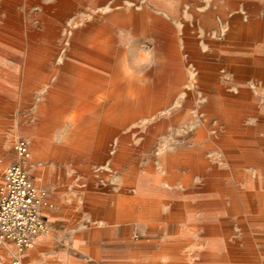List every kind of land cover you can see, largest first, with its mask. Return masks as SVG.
<instances>
[{
  "label": "rangeland",
  "instance_id": "374dc122",
  "mask_svg": "<svg viewBox=\"0 0 264 264\" xmlns=\"http://www.w3.org/2000/svg\"><path fill=\"white\" fill-rule=\"evenodd\" d=\"M52 1L55 0H0V35L9 40L12 37L11 33L14 34L15 40L8 43L12 52L18 56L17 58L10 53L12 56L0 59V79L6 88V92L0 91V113L3 115L0 114V180L3 168L15 159L13 149L15 139L20 136L26 137L31 149L28 168L33 182L38 188L49 192L51 197L60 191V194L64 196L63 201L67 210H71L69 189L66 188L68 191L55 189L58 184L70 183V157L63 161V167L54 158L36 157L32 151L33 136L27 135L26 131L30 128L29 122L32 127L41 126L42 121L38 120V103L42 95L48 94L46 91L54 89L47 87V84L53 83L57 78L59 70L56 69V65L63 62L61 65L63 69L74 68L68 67L67 63L71 62L69 52L73 48L71 45L73 30L82 28L87 22L100 19L107 12L117 13L124 7H132L131 20L127 22L121 20L117 26L112 28L110 34V46L106 49L109 53L106 57L110 58L111 75L114 73L113 68L119 70L118 62L124 51L121 46L122 30L127 33L135 30L142 35L138 42L153 48L158 57L157 67L147 74L150 83L159 82L160 85L165 86L153 88V90L158 89L160 98L155 100L156 104H152V108L142 107L138 112L132 109V116L126 123H122L118 118L119 114H123V111H119V107L121 109L124 102L132 97L127 96L124 102L112 101L108 117L110 124L112 127L121 126L128 129L129 134L126 137L129 145L141 143L143 146H148L146 151H142V156L135 158V163L137 166L152 168L154 173L159 165L169 166L179 161L183 155L180 152L179 155L171 153L173 155L168 163L163 164L156 158L159 148H184L186 154L191 155L192 152L197 151L193 150V147L198 146L203 160L197 162L192 159L190 162L192 171L198 163L203 164L205 178L202 183L200 179L203 177L199 171L191 175V179L186 182L191 195L189 199L178 196L179 191L176 189L178 181L169 184L170 187H174V197H169L167 206L184 212L189 211L192 213L191 218L186 214L176 216V221L172 225L175 228L167 232L132 231L130 236L134 239L146 234L153 236L152 238L165 234L170 241L163 243L160 248L147 249L129 246L127 248L129 257L125 264H264V235H262L264 234V187H249L243 177L246 171H252L251 176L256 174L264 176V109H261L264 105V26H262L264 25V18H262L264 17V0H144L143 3L139 2L142 0H131L129 6L124 4L130 0L75 1V5L61 19L51 20L53 25L59 26L55 48H51L50 43L42 44L39 40H30L28 37L30 32L28 28L34 25V19L41 16V6L50 4ZM104 3L111 4L103 5ZM141 9H144V17L141 13L137 15ZM11 11H15L14 21L19 28L5 24ZM162 15L171 18L178 17L179 22L174 23L173 28L168 27L170 24ZM148 16L159 24V38H150L152 24L147 23L150 21ZM25 20L31 21L29 25ZM147 24H150V28ZM36 29L42 31L43 27L37 25ZM248 29L252 30L248 31ZM92 31L84 36L93 35ZM115 35L117 38H114ZM186 38L199 39L197 43L204 60L205 52L216 48L214 60L220 73L219 80L227 85L222 92L219 89L218 95L220 96H217L215 101L210 100L211 97L208 95H204L205 88L186 87L185 85L192 84V82L198 84L193 62L196 44L186 43ZM210 39L217 41L216 47ZM29 47L45 48L43 52L48 53H46L47 59L36 72L38 77L28 81L26 85L24 54ZM104 58L105 56L89 61L102 62ZM234 59H237L236 62L233 61ZM233 62L237 69H231L230 64ZM180 66L188 70L187 75L191 73V80L185 77V73L175 70ZM231 72L238 74L237 94H235L234 81H231ZM152 74L159 75V80L151 76ZM174 74L181 76L179 77L181 80L177 81L182 84V87L172 85V83H178L172 78ZM168 75H171V79H168ZM194 75L195 78L192 77ZM167 84L170 85L167 86ZM189 89H194L195 93L188 97L186 103L167 100H174L177 95L186 93ZM227 91H233V94H228ZM135 105L136 103H133V106ZM168 110L171 111V115H181L171 121L168 127L153 139H147L146 132L143 131L147 124L158 119L157 114ZM72 122V119L66 117L54 124L58 127L52 132V141L55 144L61 145L65 137L64 132L68 131L67 128L72 125ZM96 122H99L98 118ZM115 137L118 136H111V148ZM128 148V151L133 150L131 146ZM126 166L123 173L126 178L150 175L147 172L140 173L133 162L127 161ZM34 169L38 170L39 175L33 174ZM46 173L50 178H45V182L40 186L36 178H42L46 176ZM151 175L155 177V182H159V175ZM163 180L164 175H162ZM144 189L141 188L136 195L126 197L128 212L136 204L141 208L148 206ZM47 200L49 204L43 206L42 215L49 229L37 236L39 238L53 233L50 229L51 223L72 221L69 214L53 215L52 211L54 212L60 205L54 200L51 201L48 193ZM159 204H161L160 200H154L152 206ZM76 208L75 206V211ZM190 208H194L195 211H191ZM201 212H209L210 216L201 217ZM36 242L35 240L26 251H34ZM13 248L16 251V257L18 250L14 245ZM13 257L4 254L0 259V264H11ZM33 257L31 263L28 264H40L38 258ZM247 259L249 261L245 262ZM46 262L48 263L49 260L45 259L44 263ZM25 263L26 261L21 258L20 264Z\"/></svg>",
  "mask_w": 264,
  "mask_h": 264
},
{
  "label": "crops",
  "instance_id": "0c3cea01",
  "mask_svg": "<svg viewBox=\"0 0 264 264\" xmlns=\"http://www.w3.org/2000/svg\"><path fill=\"white\" fill-rule=\"evenodd\" d=\"M139 2L143 3L144 0ZM108 4L104 3L103 5ZM129 4H131V0L124 5L129 6ZM162 16L170 24L168 27L173 28L179 22L178 17ZM148 17H150V21L147 23L152 24L150 38H159V30L154 29V21L151 16ZM129 32L138 39L142 37L138 31L131 30ZM86 37L89 38L91 35ZM114 38H117L116 35ZM197 41H199L197 38L191 40L186 38V43L196 44V51L193 52V62L198 84L192 82V84L185 85L186 87L205 88L204 95H208L211 97L210 100L215 101L216 97L220 96L218 95L219 89L222 92L227 84L221 83L219 80L220 73L214 60L216 48L210 52H205L206 57L204 60ZM210 41L216 47L217 41L213 39H210ZM108 53H105L102 62H87L83 57L84 49H80L78 46L71 48L69 60L72 62L74 69L71 72L63 69L61 67L63 62L57 64L58 66L56 65V69L59 70L57 78L53 83L47 84V87H53L54 89L49 92L46 91L48 94L42 95L40 103H38V117L40 118L38 120L42 121L41 126L32 127L31 122H29L30 128L26 131L27 135L33 136L32 151L36 157L54 158L56 162L61 163V167L64 165L63 161L70 157V183L67 185L58 184L55 189L63 191H68L66 188L69 189L71 193L70 201L72 202L71 210H67L63 201L64 196L60 194V191L54 193L52 197L49 192H46L51 201L54 200L60 205L54 212L52 211V214H69L72 221L53 222L50 224L53 233L47 234L43 238L37 237L49 229L46 223L47 229L34 238V241H37L34 245V251H26L33 245V241L32 245L25 250L20 251L16 248L18 250V256L16 257L14 244L11 241L0 242V259L3 258L4 254H7L14 256V259H18L19 264L21 258L26 261L25 264L31 263L33 256L38 258L40 264H125L129 246L149 249L150 247H160L163 243L170 241L169 238L165 237V234L156 238L146 234L134 239L130 236L132 231L156 230L167 232L175 228L172 225L176 221V216L180 217L186 214L188 217L191 214L189 211L184 212L167 206L169 197L174 195V187H170L169 184L178 181V188H176L179 191L178 196L189 199L191 195L186 182L191 179L194 172L199 171L203 177L200 181L203 183L205 167L202 163H198L192 171L191 162L185 155L186 150L176 147L159 148L157 156L165 150L173 154L179 152H184V154L176 163L169 166L161 164L163 167L159 165L155 173L150 167L136 165L135 158L142 156V151H146L148 146H143L141 143L129 145L126 137L129 134L128 129L121 126L112 127L110 124L108 119L111 111L110 104L112 101L124 102L127 99L128 85L122 82L118 69L113 68L114 73L111 75L110 58L106 57ZM236 60L233 61L236 62ZM234 62L230 64L231 69H237ZM175 70L185 73V77L191 80V73L189 72L187 75L188 70L184 67L180 66ZM80 72L84 73L82 77L79 75ZM231 75V81H234V89H236L235 94H237L239 88L238 74L231 72ZM68 76H71V78H68ZM151 76L159 80V75L152 74ZM179 77L181 76L176 74L172 76L176 81L181 80ZM192 77L195 78V75ZM168 79H171V75H168ZM147 85L152 88L165 86L164 84L160 85L159 82H149ZM169 85L167 84V86ZM172 85L182 87L180 82L177 84L172 83ZM194 89H189L186 93L177 95L174 100H167L186 103L188 97L194 95ZM0 91L2 93L6 92L1 79ZM133 91L129 96L135 102L140 101L143 94L139 87H134ZM227 93L233 94V91H227ZM11 94L14 95V93ZM159 95L158 89H152L148 96H151L150 100L153 101L160 98ZM49 106L53 107L54 118L49 125L43 127L42 124L48 123L45 120L47 118L46 108ZM73 115L93 121L95 126H79L74 121ZM66 117L72 119L73 122L67 128L68 131L64 132L65 137L61 145H57L52 141V132L58 128L54 124L59 119ZM97 118L99 122H96ZM112 135L118 137H115L111 148ZM128 146L133 147V150L128 151ZM127 161L133 162L140 173L147 172L150 175L140 178H126L123 173L127 168ZM33 174L35 176L39 175L38 170L34 169ZM151 174L159 175V182H155V177ZM162 175H164L163 181ZM45 178H50L48 173L42 178H36V182L42 186ZM141 188H145L144 193L148 206L141 208L136 204L128 212L126 197L138 194ZM154 200H160L161 204L152 206ZM75 206L77 207L76 211L74 210ZM187 220L189 221V218ZM4 248L7 250L6 252ZM37 251L38 253H35ZM45 259L49 262L44 263Z\"/></svg>",
  "mask_w": 264,
  "mask_h": 264
},
{
  "label": "bare ground",
  "instance_id": "6f19581e",
  "mask_svg": "<svg viewBox=\"0 0 264 264\" xmlns=\"http://www.w3.org/2000/svg\"><path fill=\"white\" fill-rule=\"evenodd\" d=\"M75 1H84V0H55L54 2L52 1V3L50 4H46V5H42L41 6V16L39 18L34 19L33 22L34 25L30 26L28 29L30 30L28 37L30 40H39L40 43H50L52 44L51 48H55V39L58 37V25H53L52 21L53 19H61V17H63V15H65L74 5H75ZM117 1V0H116ZM114 1V2H116ZM227 1V0H226ZM101 2V1H100ZM13 3V2H12ZM117 5V4H116ZM231 7V6H230ZM3 9V8H2ZM15 10V9H14ZM25 10H27V7L25 6ZM133 10L132 7H124L122 8L120 11L118 10L117 13H105L101 16L100 19L98 20H93L91 22H87L84 26H82V28H76L73 30L72 33V38H71V45L72 47H76L78 46L81 49H84V59L88 62L89 60L95 58V59H99L105 56V53H107L106 49L110 46V34L112 32V28H114L115 26H117L119 24V22L121 20L123 21H128L131 20V11ZM174 11V10H173ZM120 12V13H119ZM137 12V11H136ZM144 9H141L140 11H138L137 15L139 13H141V15H144ZM15 11H11V13L9 14V17L7 18L5 24L7 26H11V27H17L16 26V21H14V14ZM43 15V16H42ZM120 15V16H119ZM17 16V15H16ZM115 16V18H114ZM144 17V16H143ZM264 18V17H262ZM25 19V18H24ZM256 19V18H255ZM241 20V19H240ZM249 20V19H248ZM26 21V20H25ZM31 21H26V23H30ZM23 23V22H22ZM96 24V25H95ZM24 25V24H23ZM42 26L43 30H37L36 26ZM93 25H95L93 27ZM148 25V24H147ZM241 25V24H240ZM249 25V24H248ZM149 26V25H148ZM153 26L154 29L159 30V24L156 22H153ZM264 26V25H262ZM239 27V26H238ZM19 28V27H17ZM150 28V26L148 27ZM245 28V27H244ZM249 28V26H248ZM254 28V25L252 27V29ZM259 28V25H258ZM252 29H248L252 30ZM16 30V29H15ZM91 30H93L91 37H86L84 36L86 33H88ZM7 32H10L9 30H7ZM11 33V32H10ZM253 33V32H252ZM12 37L9 38V40H6L3 36L0 35V58L1 57H5V56H12L10 53H13L12 50L10 49L11 47H9V41L15 40L14 34L11 33ZM240 35V34H239ZM243 36V35H242ZM254 36V35H253ZM255 37V36H254ZM259 37V36H258ZM7 38V37H6ZM22 38V37H21ZM64 38V37H63ZM239 38V37H238ZM54 45V46H53ZM41 48V47H40ZM49 48V47H48ZM43 50L45 51V48L42 49H35V48H28V50H26V53L24 54V60H25V80H26V85L27 82L32 80L33 78L38 77L36 74V72L38 71V69L40 68V66L44 63V61L47 59V54L48 52H43ZM13 56L17 57L14 53ZM68 63V67L73 66L72 62H67ZM66 63V64H67ZM210 66V65H209ZM87 68V67H86ZM74 69V68H73ZM72 71V69L68 68L67 71ZM92 70V69H91ZM213 73V72H212ZM83 72H80L79 75L80 77L83 76ZM206 75V74H205ZM68 78H71V76H68ZM151 86L150 85H146L144 87H139V90L142 92L143 97L140 101H133L132 99H128L124 102L122 108L120 109L119 107V111H123V114H119L118 118L122 123H126L128 121V119H130V117L132 116V109L133 111L138 112L142 107H151L152 104H156V101L153 100L151 101L150 98H148V95L151 92ZM134 87H127V94L128 96L131 94V92H134ZM65 94V93H63ZM133 103H136L135 106H133ZM133 106V108H132ZM153 106V105H152ZM53 107L49 106L46 108L47 110V118L45 121H47V124H42L44 125L43 127L49 125L50 121L53 120L54 118V112H53ZM261 109H264V105H262ZM181 115V114H180ZM179 115V116H180ZM179 116L177 115H171V111H166L165 113H159L157 114L156 117H158V119H155L154 121H152L151 123L147 124L146 128L143 130L144 132H146L147 135V139H153L156 135H158L162 130L166 129V127H168V125L170 124L171 121L177 119ZM184 116V115H183ZM73 119L74 121H76L79 126H95V123L93 121H88L87 119H85L84 117H79L76 115H73ZM51 125V124H50ZM183 149V148H181ZM193 150H197L195 152H192L191 155L186 154L187 158L192 161V159L197 160V162H201L200 160H203L202 155L199 154V147L198 146H194ZM259 152V151H258ZM181 154H184V152H180ZM199 154V155H198ZM261 154V153H260ZM170 152L165 151L162 154L156 156V158L161 162V163H168V161L170 160V158L172 157ZM179 155V153L177 154ZM255 159V158H254ZM257 159V158H256ZM262 159V158H261ZM196 162V161H195ZM236 166V165H235ZM207 167V166H206ZM210 167V166H209ZM258 168V167H256ZM208 169V168H207ZM215 171V170H214ZM138 172V171H137ZM252 172V171H251ZM251 172L246 171L243 173V177H244V181L247 182V186L249 187H264V176H261L259 174H256L254 176H251ZM254 172V171H253ZM242 175V174H241ZM159 177V176H158ZM226 178V177H225ZM159 180V179H158ZM243 181V182H244ZM225 182V181H224ZM223 183V182H222ZM226 183V182H225ZM231 184V183H230ZM243 185V184H242ZM212 187V186H211ZM249 190V189H248ZM260 190V189H259ZM145 192V189H144ZM145 194V193H144ZM137 200V199H136ZM231 200V199H230ZM199 201V200H198ZM205 201V200H204ZM222 202V201H221ZM224 203V202H223ZM227 203V202H226ZM128 204V203H127ZM126 204V205H127ZM132 204H134L132 202ZM232 204V203H231ZM236 204V203H234ZM233 205V204H232ZM133 206V205H132ZM233 207V206H232ZM233 209V208H230ZM191 211H195V209L190 208ZM230 211V210H229ZM209 213V212H208ZM207 212H201L200 215L201 217H207L210 216ZM192 214V213H191ZM189 215V217L191 218L192 215ZM123 215V214H122ZM209 224V223H208ZM206 225V224H205ZM220 225V224H219ZM201 228V226H199ZM220 230V229H219ZM249 231V230H248ZM196 232V231H195ZM194 232V233H195ZM255 232V231H254ZM129 233V232H128ZM193 233V232H192ZM221 233V232H220ZM264 235V234H262ZM201 236V235H200ZM223 237V236H222ZM195 238V237H194ZM253 240V239H251ZM196 243V240H195ZM202 244V243H201ZM254 244V242H253ZM165 246V245H164ZM173 246V245H172ZM194 246V245H193ZM192 246V247H193ZM247 247V246H246ZM245 247V248H246ZM160 248V247H159ZM194 248V247H193ZM248 248V247H247ZM166 249V248H165ZM181 249V248H180ZM191 249V248H190ZM253 249V248H252ZM158 250V249H157ZM170 250V249H169ZM177 250V249H176ZM196 250V249H195ZM242 250V249H241ZM249 250V249H248ZM255 250V249H253ZM171 251V250H170ZM245 251V250H244ZM190 252V251H189ZM229 252V251H228ZM249 252V251H248ZM174 253V252H172ZM185 253V252H184ZM252 253V252H251ZM193 254H194V250H193ZM248 254V253H247ZM188 255V254H187ZM223 255V254H221ZM166 256V255H165ZM198 256V253H197ZM235 256V255H233ZM240 256V255H239ZM236 256V257H239ZM129 257V256H127ZM209 257V256H208ZM211 257V256H210ZM213 257V256H212ZM248 257V256H247ZM246 257V258H247ZM152 258V256H151ZM176 258V257H175ZM220 258V257H219ZM225 258V257H223ZM250 258V257H249ZM144 259V258H143ZM160 259V258H159ZM173 259V258H172ZM244 259V258H243ZM167 260V258H166ZM174 260V259H173ZM172 260V261H173ZM177 260V259H176ZM186 260V259H185ZM190 260V259H189ZM229 260V259H228ZM179 261V259L177 260ZM176 261V262H177ZM184 261V260H183ZM238 261V260H237ZM244 261V260H243ZM249 261L248 259L245 260V262ZM181 262V261H180ZM190 262V261H188ZM223 262V261H222Z\"/></svg>",
  "mask_w": 264,
  "mask_h": 264
},
{
  "label": "built area",
  "instance_id": "2783aa9c",
  "mask_svg": "<svg viewBox=\"0 0 264 264\" xmlns=\"http://www.w3.org/2000/svg\"><path fill=\"white\" fill-rule=\"evenodd\" d=\"M13 149L15 159L3 168L0 180V242L11 241L22 251L47 229L42 211L49 203L47 193L36 186L29 174V140L17 137ZM11 264H19V260Z\"/></svg>",
  "mask_w": 264,
  "mask_h": 264
},
{
  "label": "clouds",
  "instance_id": "9594fccd",
  "mask_svg": "<svg viewBox=\"0 0 264 264\" xmlns=\"http://www.w3.org/2000/svg\"><path fill=\"white\" fill-rule=\"evenodd\" d=\"M122 34L124 51L118 62L121 80L130 88L144 87L150 82L147 74L158 65L156 51L139 43L131 33L122 30Z\"/></svg>",
  "mask_w": 264,
  "mask_h": 264
}]
</instances>
